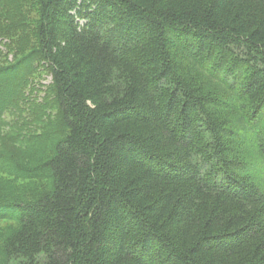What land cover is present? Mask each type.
I'll use <instances>...</instances> for the list:
<instances>
[{"label": "trees", "instance_id": "1", "mask_svg": "<svg viewBox=\"0 0 264 264\" xmlns=\"http://www.w3.org/2000/svg\"><path fill=\"white\" fill-rule=\"evenodd\" d=\"M41 11L36 55L68 134L44 165L51 189L0 204L20 224L3 264H264L252 162L264 166V0H41ZM5 71L10 89L18 74ZM219 77L256 132L246 150L208 85Z\"/></svg>", "mask_w": 264, "mask_h": 264}, {"label": "rangeland", "instance_id": "2", "mask_svg": "<svg viewBox=\"0 0 264 264\" xmlns=\"http://www.w3.org/2000/svg\"><path fill=\"white\" fill-rule=\"evenodd\" d=\"M41 18V0H0V31L6 37L0 38V72L13 69L18 74L16 81L23 75L28 80L21 100L0 119V204L35 200L51 189L50 172L44 165L53 156L56 143L68 134L54 99L51 74L36 55ZM14 79L9 82L10 89L1 81L0 103L14 93ZM208 85L227 96L229 104L222 109L223 118L230 130L240 133L234 141L236 147L246 150L256 132L244 120L243 103L233 101L231 88L237 89L221 77L209 78ZM252 156V162L260 165L255 173L264 185V166ZM4 212L0 208V213ZM19 226L15 215L0 214V264L4 261V243Z\"/></svg>", "mask_w": 264, "mask_h": 264}]
</instances>
